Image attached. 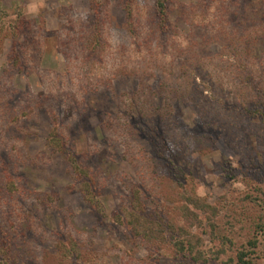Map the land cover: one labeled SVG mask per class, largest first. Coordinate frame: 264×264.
<instances>
[{
  "label": "rangeland",
  "instance_id": "374dc122",
  "mask_svg": "<svg viewBox=\"0 0 264 264\" xmlns=\"http://www.w3.org/2000/svg\"><path fill=\"white\" fill-rule=\"evenodd\" d=\"M97 8L104 39L94 54ZM133 16L130 28L123 0H0V93L12 92L20 118L0 98V157L18 158V191L4 200L19 264H203L177 252L172 232L165 242L134 236V186L147 216L201 238L205 264L237 260L255 239L253 264H264V127L253 112L264 94V0H175L167 33L154 0H133ZM50 107L91 178L49 143ZM193 191L214 206V232L184 213ZM214 235L234 243L218 260Z\"/></svg>",
  "mask_w": 264,
  "mask_h": 264
},
{
  "label": "trees",
  "instance_id": "16d2710c",
  "mask_svg": "<svg viewBox=\"0 0 264 264\" xmlns=\"http://www.w3.org/2000/svg\"><path fill=\"white\" fill-rule=\"evenodd\" d=\"M124 1V10L126 11V23L130 28L134 27V16H133V0H123ZM155 1V8H156V17H157V26L160 32L167 33L166 31L169 29L170 31V8L173 6L175 0H154ZM100 8V6H99ZM91 25V24H90ZM94 30L90 32L89 37H93L90 42H86L87 49L91 51V53L98 54L100 48L102 47V41L104 39V31H103V16L100 14V10L97 8L95 12V22L91 25ZM18 30L17 39L23 35V32L19 30V28L15 27L13 32ZM157 30V28H156ZM16 46V44H15ZM179 93L181 90H177ZM10 90L6 91V96L4 97L5 93H0V98L3 97L5 99L4 106L5 108H1L3 112L4 109H7L8 115L10 113L13 114L14 117H18V121L20 120L19 114L16 112V105L18 103L14 102V99H10ZM259 106L255 107L253 112L257 118L261 120V124L264 127V94L263 91L260 89L257 90ZM12 93V92H11ZM160 95H166V97H171L170 92L166 90V87L162 86V91L159 92ZM262 94V95H261ZM163 108L155 109L154 115L160 116L163 118ZM46 112L51 115V120L53 117V124H51V128L49 131V143L53 144L57 150H59L65 157L68 158L69 165L74 173L77 176H86L89 177L87 168L84 166L83 156L79 154L77 149L71 145H69V141L67 140L66 136L64 135L63 129L61 125L57 123V112L52 109L51 107L45 110ZM253 114L252 112H250ZM28 115V113L26 114ZM132 118L137 124H143L142 121L144 120V110L138 108L137 105L132 107ZM135 118L137 120H135ZM159 121L162 122V119ZM16 125V124H13ZM17 126V125H16ZM138 126V125H137ZM141 126V125H140ZM110 128H105V131H109ZM7 159H5V155L0 157V213L7 221V230L3 226H0V252L3 254L1 261H5V264H19L18 258L20 257L21 252V245L17 236V230L11 229V221L10 215L12 212V208L10 204L8 205L7 200H10V197L16 193L17 188L14 183V176L11 173L12 166L18 164V158L16 157H9V154H6ZM7 160V161H6ZM165 161V166L168 168V173L171 172V168H175V157L172 153H169L165 159L161 160ZM177 169V168H176ZM91 178V176L89 177ZM86 183L87 188H91V182L87 181ZM128 189L131 188V185H127ZM130 194L133 198L135 204H133V209L130 211L128 216V225L132 230L134 236L136 237H149L153 239H159L162 242H165L168 239L169 233H173L174 247L176 248L177 252L183 255H188L194 262L197 260H203V264L209 262V258H204L205 252L200 249L202 245L201 238L194 234L188 233L184 230H180V233L183 237L178 238L180 233H175L174 225H170L166 227L162 224V222L150 218L146 215V208L143 206L142 198L145 195L144 189H141L139 186H134L131 188ZM196 193V192H195ZM193 193H185L183 196L185 200V204L183 206L184 213L191 217L195 221L200 220V216L203 215L205 217V221L207 224L212 226L213 232L215 231V222H214V206L209 204L204 199L198 197ZM42 203V198L38 197L37 202ZM9 221V222H8ZM9 223V224H8ZM9 228V229H8ZM215 239V250L211 249L209 252L213 254V259L218 260L221 255L227 254L234 247V243L230 238L219 237L214 235ZM258 246L257 239L249 241V248L248 250L244 249L238 252L236 259L229 258L226 261H222L221 264H253V260L251 257V252L256 249ZM205 261V263H204ZM4 264V263H3Z\"/></svg>",
  "mask_w": 264,
  "mask_h": 264
}]
</instances>
